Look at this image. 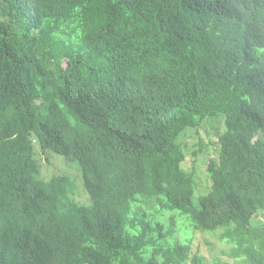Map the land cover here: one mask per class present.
<instances>
[{"label": "trees", "instance_id": "obj_1", "mask_svg": "<svg viewBox=\"0 0 264 264\" xmlns=\"http://www.w3.org/2000/svg\"><path fill=\"white\" fill-rule=\"evenodd\" d=\"M0 264H264V0H0Z\"/></svg>", "mask_w": 264, "mask_h": 264}, {"label": "rangeland", "instance_id": "obj_2", "mask_svg": "<svg viewBox=\"0 0 264 264\" xmlns=\"http://www.w3.org/2000/svg\"><path fill=\"white\" fill-rule=\"evenodd\" d=\"M210 133H212L211 130H210ZM200 134L203 137L205 143L218 141V138L212 134H210L208 137H206L203 134V130L200 131ZM189 142L194 143L196 141H195V139H193V140H190ZM214 148L216 149L217 147L215 146ZM213 150H214L213 146H211L205 153L198 154L197 157L195 158V161H194V165H195L194 178H195L196 182H195V196L193 199L194 202H196L198 195L204 193L205 191H208V189H209V186L207 185L208 182L206 183L205 182L206 179L202 176V173L204 172V170H202V169H204V165L209 159H211L212 157H215L213 154V152H214ZM36 155L40 159L41 163L44 164L45 156L40 153V150L36 151ZM56 161H58V162H56ZM51 164H52V167H54V168L57 167L58 171H61L63 169V171L73 172L74 169L76 170L77 174L75 175V178L77 179V181L80 184L79 186H77L76 194L81 200H85L84 202H78V201L77 202L79 204H84V205L90 204V199L84 190L81 175H80L77 164L75 162H69L68 160H65L64 158L57 156V155L52 156ZM206 181H208V180H206ZM210 239H211L210 237L203 235L200 237L199 243L197 242V240L194 241V245H199L200 250L202 251V254L207 258H210L211 255H213L221 247L215 241L212 242L211 246H206L204 244V241L210 240Z\"/></svg>", "mask_w": 264, "mask_h": 264}]
</instances>
